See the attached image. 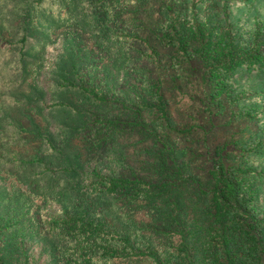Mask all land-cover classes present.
<instances>
[{"label":"trees","instance_id":"trees-1","mask_svg":"<svg viewBox=\"0 0 264 264\" xmlns=\"http://www.w3.org/2000/svg\"><path fill=\"white\" fill-rule=\"evenodd\" d=\"M109 1L116 3L5 0L11 19L17 13L24 18L11 26L9 40L5 41L0 32V49L20 46V68L13 81L19 83L25 76L24 58L32 40L27 32L30 21L61 25L72 20L117 63L129 65L124 45L133 38L124 40L115 31V15ZM155 1L160 5L161 16L147 30L163 47L172 50L174 66L186 78V93L200 108L205 126L174 125L161 86L155 87L151 99L123 103L125 120L94 117L71 124L67 112L74 120L79 112V105L68 101L71 97L81 105L95 106L106 104L109 98L98 85L83 82L80 69L85 58L73 50L70 41H62L63 47L49 51L51 68L42 85L45 98L43 94L34 97L47 113L44 130H31L41 138L38 148L28 156L12 149V145L27 144L29 138L21 135L26 128L16 119L1 124L0 167L18 171L21 181L37 187L58 207L38 222L45 224L46 235L42 243H37L38 232L31 231L19 198H7L3 192L0 235L12 240L9 243L14 245V253L10 257L15 264H55L58 260L62 264H264V208L256 186L257 179L264 178V169L249 159L264 148V138L246 145L234 135L215 145L210 141L223 116L264 122V92L249 88L235 92L232 83L243 71L264 75V34L260 33L259 20H254L252 38L240 43L232 31L230 0L215 1L220 12L216 11L212 19L201 17L203 0ZM144 55L155 63L159 60V52L152 45ZM242 98L257 103L261 99L263 103L260 108L234 111L233 104ZM150 114L156 120L146 121ZM87 127L95 136L106 131L95 143L98 152H106L103 144L115 142L116 132L138 130L152 145L153 161L148 170L151 176L120 174L115 166L121 153L113 143L114 160H109L107 169L95 167L85 176V169L66 149L69 138ZM195 130L200 133L197 148L184 149L189 153L184 160L175 138L187 137ZM117 193L132 210L141 208L149 215L144 228L156 237L157 246L140 244L138 233L122 231L96 211L109 204ZM33 243L36 248H32ZM11 261L1 259L0 264H12Z\"/></svg>","mask_w":264,"mask_h":264},{"label":"rangeland","instance_id":"rangeland-1","mask_svg":"<svg viewBox=\"0 0 264 264\" xmlns=\"http://www.w3.org/2000/svg\"><path fill=\"white\" fill-rule=\"evenodd\" d=\"M5 0H0V32L5 35L7 41L12 36V27L16 26L24 18L20 13L11 19V11L8 10ZM216 0H203L201 6V17H212L215 12H220L219 6H214ZM229 8L234 37L240 43L247 42L254 33V20H259L258 27L260 33L264 34V0H230ZM112 11L115 15L114 28L117 34L124 40L133 38L125 43V50L129 55L130 64H119L110 57L103 46L97 44L94 38L84 32L76 22L69 20L67 23L58 25L57 22H33L28 24V35L32 40L25 56V76L17 83L12 78H17L16 71L20 68L18 51L20 46L8 49H0V131L1 124L9 119H16L26 130L21 132L23 137L29 138L27 144L17 146L12 145V149H17L21 154L28 156L38 148L41 138L32 133L33 128L44 130L46 123V112L43 111L42 102H35L34 97L42 95L45 98L42 85L47 81V71L50 70L49 55L63 47L65 40L72 43L71 47L76 53L80 54L82 60L80 76L85 84L90 82L98 85L109 98L108 102L102 106H95L92 103L81 105L75 97H71L69 102H73L79 109L76 120L67 117L70 123L82 120L88 121L94 117H108L112 119H127V115L122 110V104H129L131 101L145 100L153 97L156 86H161L164 100H166L171 122L177 127L188 126L191 124H202L205 126V119L198 106L193 104L186 91H189L188 82L182 76V71L174 66L172 60V50L163 47L156 39L151 36L147 28L158 19L160 15V5L155 0H116L111 3ZM32 20V19H28ZM147 24V25H146ZM111 25V22H110ZM146 26V27H145ZM136 32L138 37L130 34ZM19 36L20 32H18ZM251 41V40H250ZM68 44V42H66ZM149 45L154 46L159 52L157 63L145 56L149 51ZM70 47V45H69ZM45 65V66H44ZM11 72V73H10ZM49 83V82H48ZM47 83V84H48ZM235 92L249 88L264 92V75L255 76L249 72H241L232 80ZM46 84V87H47ZM33 97V100L31 98ZM15 99V101H14ZM257 103L248 99H239L232 109L234 111L260 108L263 103L261 99ZM146 121L156 120L155 116L146 115ZM220 125L215 133L211 135L210 141L213 145L222 142L231 135L239 138L244 145L257 138H264V122H254L242 118L223 116ZM35 124V125H33ZM104 132V133H103ZM93 135L91 128L87 127L83 132L75 133L68 140L66 153H73L79 166L85 169V176L93 168L107 169L109 160H114L112 143L121 153V159L115 169L119 168L120 174L124 176L150 177V165L153 157L151 156V142L143 138L138 130L123 129L115 133V142L107 141L103 144L106 152H98L95 145L98 138L103 137L106 131ZM200 137L199 131L195 130L187 137L175 138L177 149L184 156L189 158V153L185 150L196 149L197 140ZM2 144L0 142V158ZM112 158V159H111ZM252 164L264 169V148L251 154ZM59 184V183H58ZM19 179L18 171L4 170L0 167V204L5 192L7 198L18 197L19 204L22 205L21 211L31 224V231L35 229L38 237L35 242L42 243V237L46 235L45 224L38 225L44 218L57 211V204L43 192H39L34 185L29 187ZM259 196L264 208V178L257 179ZM117 193L109 204L97 207L96 211L102 212L103 220L113 224L125 232L138 233L139 243H147L157 246V239L144 227L150 221L149 215L144 210H132L129 203L121 198ZM1 206V205H0ZM94 207V206H93ZM41 236V237H40ZM12 241V240H11ZM10 238L0 235V260H14L10 254L14 253V245L9 242ZM37 245L33 243L32 248ZM55 264H62L61 260Z\"/></svg>","mask_w":264,"mask_h":264}]
</instances>
